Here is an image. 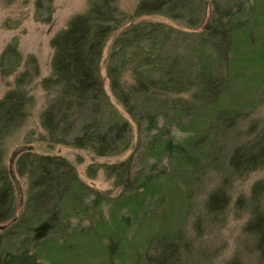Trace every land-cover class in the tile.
<instances>
[{
    "label": "rangeland",
    "instance_id": "obj_1",
    "mask_svg": "<svg viewBox=\"0 0 264 264\" xmlns=\"http://www.w3.org/2000/svg\"><path fill=\"white\" fill-rule=\"evenodd\" d=\"M96 1L0 0V100L21 73L31 75L26 85L32 99L29 114L6 140L2 159L14 175L16 218L23 213L28 186L26 176L14 173L12 155L17 149L25 146L36 154L59 156L78 178L75 202L66 204L60 225H41L37 233L39 222L34 220L31 230L6 236V253L25 256L26 264H145L147 256L157 257L156 244L166 235L180 244L176 264H263L245 226L254 207L261 211L264 206V195L257 205L250 199L253 187L264 183V166L228 177L224 157L250 140L264 119V0H191L178 20L159 14L135 16L140 0H108L115 30L105 40L98 76L110 111L128 123L130 132L113 155L104 157L50 142L40 124L50 100L41 87L51 75L50 41ZM139 23L161 24L168 30L167 39L147 40L121 53L115 46L117 36ZM208 25L226 32L223 48L229 45L228 79L219 99L189 109L190 91L157 99L135 97L131 103L144 115L139 125L112 96L108 67L116 66L125 88L147 54L160 63L144 69L155 77L170 72L173 59L185 73L195 66L211 67L217 53L205 31ZM82 121H77L76 131ZM184 145L193 147L187 160L177 154ZM125 163L130 187L125 186L126 175L119 180L106 171ZM218 188L226 192V205L220 213H209L205 201ZM10 227L0 236L13 231ZM115 239L117 252L109 257Z\"/></svg>",
    "mask_w": 264,
    "mask_h": 264
},
{
    "label": "trees",
    "instance_id": "obj_2",
    "mask_svg": "<svg viewBox=\"0 0 264 264\" xmlns=\"http://www.w3.org/2000/svg\"><path fill=\"white\" fill-rule=\"evenodd\" d=\"M190 2L191 0H140L134 15L159 14L178 20L183 18L184 9ZM108 4V0L96 1L86 13L72 18L67 27L51 39V75L41 82V87L50 97L40 115L41 127L49 141L68 143L76 149H90L95 155L103 157L113 155L130 132L128 123L119 120L114 112L110 111L111 105L98 76L105 40L115 30V20ZM205 31L211 34L212 45L217 53V60L211 67L195 66L185 73L177 67L178 59H173V64L169 67L170 72H160V76L157 74L155 77V74L151 75L144 69L155 68L160 63L147 54L139 59L133 69V82L128 88L121 84L116 66L108 67L107 76L112 96L127 109V113L139 125L144 115L136 112L134 104L132 105L135 97L144 95L157 99L173 92L190 91V106H187L189 109L197 104L205 107L219 99L228 79L226 73L229 45L223 48L227 33L218 32L210 25L205 27ZM216 33L220 36L218 42L215 41ZM167 34L168 30L161 24L139 23L122 31L115 40V46L124 53L147 40L158 41L161 36L167 39ZM30 76L27 72L21 73L15 80L14 88L0 100V232H4L9 226L13 230L0 236V264H26L23 262L25 256L6 253L2 244L6 236H15L19 233L17 230L29 229L34 220L39 222V226L34 229L37 233L42 226L58 227L62 222L66 204L75 202L74 194L78 189L75 170L65 159L36 154L26 150L25 146L21 147L12 155L14 173L20 177L26 176L28 186L23 213L19 218L15 216L14 175L4 167L2 159L6 140L14 135L29 114L32 99L28 95L26 85L31 79ZM81 117L83 121L76 131L75 125ZM151 122H154L153 118ZM255 131H252L250 140L236 146L228 157H224L226 176L247 174L264 166V119L261 128ZM198 147L199 145L194 146ZM192 148L190 145H184L177 150V154L187 160L193 152ZM128 167L129 163H125L106 167V171L117 176L119 180L121 174L126 175L125 181L128 183L126 182L125 186L130 187L133 185L127 178ZM262 195L264 183L253 187L250 199L257 205ZM226 202V192L218 188L209 194L205 208L209 213H220ZM254 209L253 217L245 226V231L253 238L256 251L264 264V206L261 211L257 210L258 207ZM159 238L155 247L157 257L147 256L145 264H176L180 244L166 235ZM117 241L118 239H115L112 241L114 244L109 246V257L117 252ZM151 247L153 246L149 243L148 249ZM31 258L34 263V256Z\"/></svg>",
    "mask_w": 264,
    "mask_h": 264
}]
</instances>
